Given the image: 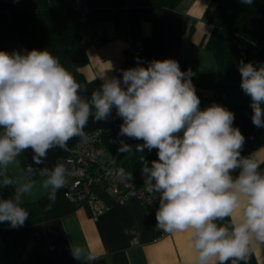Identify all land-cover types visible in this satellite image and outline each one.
I'll list each match as a JSON object with an SVG mask.
<instances>
[{"label":"clouds","instance_id":"obj_1","mask_svg":"<svg viewBox=\"0 0 264 264\" xmlns=\"http://www.w3.org/2000/svg\"><path fill=\"white\" fill-rule=\"evenodd\" d=\"M120 71L119 78L104 74L87 97V89L47 49L0 51V223L17 229L29 219L23 205L36 187L34 175L43 177L40 187L54 203L67 169L60 161L47 167L48 152L67 150L73 137L86 139L89 118L106 121L115 109L123 121L119 136L142 141L134 145L138 152L157 150L158 159H144L141 168L146 191L158 194L156 226L189 233L194 264L246 261L254 243L264 244V172L257 157L242 156L245 137L233 126L235 114L215 103L202 110L194 73L182 71L175 59ZM238 71L251 99L252 123L264 128V62L241 60ZM114 142L119 152L132 151L133 145ZM28 149L32 163L22 181L10 178L9 166ZM118 175L132 179L122 169ZM5 189L12 190L7 198ZM226 218L229 224L217 223ZM71 252L83 264L96 259L79 247Z\"/></svg>","mask_w":264,"mask_h":264},{"label":"crops","instance_id":"obj_2","mask_svg":"<svg viewBox=\"0 0 264 264\" xmlns=\"http://www.w3.org/2000/svg\"><path fill=\"white\" fill-rule=\"evenodd\" d=\"M74 5L81 11L75 26L79 32H86L82 39L88 62L79 67V71L85 78L82 86L87 89L84 93L87 97L99 87L104 74L121 77L126 39L115 35L113 20L125 13L150 14L149 18L140 21L138 42L145 54L153 55L169 48L183 59L184 64L185 61L190 66L195 64L204 72L216 70V60L205 47L212 30L209 17L215 6L213 0H180L174 8L160 10H152L138 0H74ZM15 50H18L17 46ZM194 86L203 110L209 106L212 92L205 86ZM234 114L233 126L245 137L242 156L252 154L257 157L261 163L260 171L264 172V128L253 125L252 110ZM121 123L115 109L106 121H95L92 117L88 120L85 133L118 127L102 136L103 162L121 164L134 153H157L156 149L136 151L134 145L142 142L119 136ZM80 138H71L67 150ZM119 140L133 145L132 151L119 152V144L114 142ZM67 150L51 149L45 165L52 168L57 161L61 162ZM32 155L28 149L17 158L19 163L9 166L13 179L22 181L24 169L32 163ZM141 168L134 163L124 167L134 181L144 184ZM33 179L37 181L36 187L32 196L26 199H40L41 220L19 228L10 237L0 231V264H83L73 258L71 248L75 247L96 257L91 264H194L197 253L190 234H161L156 227L155 214L144 209L135 197L112 204L94 217L87 205L73 204L61 189L55 202H51L47 192L40 187L43 177L34 175ZM217 223L227 225L230 219ZM125 230H129L127 234ZM237 264H264V244L254 243L246 261Z\"/></svg>","mask_w":264,"mask_h":264},{"label":"trees","instance_id":"obj_3","mask_svg":"<svg viewBox=\"0 0 264 264\" xmlns=\"http://www.w3.org/2000/svg\"><path fill=\"white\" fill-rule=\"evenodd\" d=\"M138 1L152 10H160L174 8L180 0ZM213 1L215 6L209 17L212 30L205 47L216 60V70L200 71L195 64L190 66L186 61L184 64L182 59V71L191 69L194 73L193 83L211 90L209 106L219 104L233 113L252 110L250 97L240 87L238 63L241 60L245 63L264 62V0H252L251 4H243L240 0ZM80 15L81 11L76 9L74 0H0V51L10 53L11 40L17 41L19 52L47 49L83 85L85 78L79 67L88 62V56L82 36L75 26ZM149 17L150 14L141 13H125L115 17V35L138 40L140 21ZM117 128L102 131V136ZM144 159L149 162L156 160L157 153H134L120 165L124 168L134 163L143 167ZM8 175L12 178L10 171ZM11 191L3 190V197L7 198ZM23 206L29 211V219L23 227L41 220L40 199L25 198ZM18 229L0 223V231L7 237Z\"/></svg>","mask_w":264,"mask_h":264},{"label":"built area","instance_id":"obj_4","mask_svg":"<svg viewBox=\"0 0 264 264\" xmlns=\"http://www.w3.org/2000/svg\"><path fill=\"white\" fill-rule=\"evenodd\" d=\"M80 35H86V32L80 31ZM125 39L122 69L135 67L138 62L146 66V62L167 58L178 61L181 70L183 69L182 58L176 52L163 49L153 55H147L138 40L130 36H126ZM104 149L100 129L88 131L86 139L80 138L70 145L61 161L66 166L68 181L61 190L73 204L87 205L94 217L110 205L123 203L130 197H135L144 209L155 214L159 207L158 194L152 197L146 191L144 184L118 175L121 169L124 174L128 173L120 164L103 162L101 156ZM157 229L161 234H166L162 229L158 227Z\"/></svg>","mask_w":264,"mask_h":264},{"label":"rangeland","instance_id":"obj_5","mask_svg":"<svg viewBox=\"0 0 264 264\" xmlns=\"http://www.w3.org/2000/svg\"><path fill=\"white\" fill-rule=\"evenodd\" d=\"M10 44H9V46H10V50H11V52L13 51V49L15 50V48H16V46H18V43H17V41H15V40H11L10 42H9ZM16 45V46H15Z\"/></svg>","mask_w":264,"mask_h":264}]
</instances>
